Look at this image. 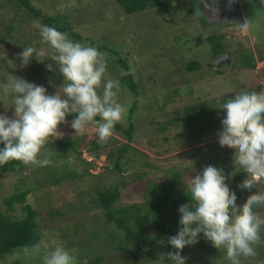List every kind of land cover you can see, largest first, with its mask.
<instances>
[{
	"label": "rangeland",
	"instance_id": "1",
	"mask_svg": "<svg viewBox=\"0 0 264 264\" xmlns=\"http://www.w3.org/2000/svg\"><path fill=\"white\" fill-rule=\"evenodd\" d=\"M7 1L3 0L4 5L0 4V21L4 23L5 27L11 22H17L16 18L21 12L19 11L18 14L17 7L15 5L10 7ZM33 1L36 9L43 14L67 16L72 30L81 35L80 42L91 45L93 41L100 44L105 39H111L119 44L120 52L127 56L128 68L114 67L113 60L115 57L106 54L109 64L107 75L115 79L122 75H133L132 80L137 84L136 97L134 98L132 93L121 86L122 91L119 100L127 105V110L128 105L134 101L137 103L130 118L134 124L131 142L113 133L107 140L110 145L106 149L100 150L98 156L94 157L89 150V144L93 140H99L95 129L89 126L83 133L75 135V130L70 127V121L66 120L65 125L61 124L58 127V131L61 132L59 136L53 137L41 150L40 158H47L51 161L48 167L47 165L43 167L26 164L27 166L21 171L0 176V212L19 218L25 215L20 209V205H28L37 212L38 229L42 232L37 244L40 248L39 253L34 256L26 255L25 249L31 248H20L8 258L9 264H42L41 257L46 251L54 247L57 241L74 251L75 264L83 263L85 257L92 258L87 252L91 247L102 256L101 264H128V262L122 261V254L116 250V245H119L116 242L122 239V230L113 228V223L106 224L100 208L90 206L88 209L87 205L79 208L82 202L80 198L86 201L91 199L86 195L81 196V192L84 188L91 187L103 179L107 183L116 182V173L108 176V172H105L106 166L109 165L106 160V152L115 153L116 148L125 143L129 144V148L124 152L121 159L122 163L125 164L122 166L125 185L118 188L119 199L113 206L122 204L131 206L132 204H142L145 201L143 196L147 192L143 190L140 192V183L134 182L132 176L130 177L136 171L147 172V177L150 179L167 184L171 169L177 170L181 172L184 186H187L188 176L192 177L203 160L206 163L208 159L219 157L222 160L221 165L224 164L221 169L225 173V178L228 172L229 176L232 174L229 167L225 168L229 163L233 164L230 159L232 145L216 141V129L221 126L216 114L208 115L213 127H207L209 124L204 121L206 128L212 129L215 136L209 134L207 129L205 131L200 128L195 132L198 138L195 136V138H191L192 113L188 119L191 124L190 130L182 125H170L169 122L174 121L176 123L175 117L180 122L185 120L184 109L186 106L203 102L213 107L214 99L223 96L235 86L245 85L251 86L257 91L264 90V59L260 60V58H264V3H261L260 0H239L243 17L246 16L250 20L244 34L242 30L235 29L234 26L236 25L233 23L218 27V32H215V28L204 27L196 21L197 14L195 11L185 20L182 19L186 16L187 9H191L192 0H167V5L171 6V11L174 9L171 15L169 13L160 14L155 7H149L133 16L126 15L117 0ZM196 3L199 5L200 0H196ZM33 20L37 19L32 18L18 23L9 33H5V27L0 24V34L5 35V39L0 40V113L10 117L13 114V109L9 93L4 90L3 86L9 74L43 85L48 94L55 93L62 84V76L55 68L54 62L50 59L38 60L48 59L47 56H41L38 59L33 57L27 66L20 67V58L17 54L22 51L24 46L31 45L37 50L45 47L41 44L40 36L36 35L39 30L33 27ZM192 23L197 25L199 30L201 28L200 40L196 41L198 46L193 53L189 50H182L177 45L178 40L184 43L187 41V37L186 39L184 36H180L178 40L174 37V35H179L185 30L192 33ZM212 33L223 35L224 42L229 48L226 52L231 54V62L228 65L209 67V64H213V60L217 57H212L210 52L209 54L206 53L207 50H210L206 38ZM69 37L78 41L72 36ZM195 46L192 44L191 48L194 49ZM239 51L252 54L256 62L254 69L240 67ZM191 61H197L199 65L194 71H188L186 68ZM46 64H52L55 70L49 71L45 67ZM99 90H102V86ZM121 122L123 125L128 124L127 115ZM202 125L203 123L196 121V127L199 128ZM158 127L165 129L164 131H157ZM203 133L209 135L203 136ZM71 137L78 140V144L75 145L73 152L64 158L54 145H59L65 140H71ZM196 139L197 142L203 141L201 147L199 144L192 143ZM192 148L202 150L203 157H195ZM128 159H130L129 163ZM86 161L90 162L91 165H87ZM20 163L25 164L21 161ZM148 163L154 168L147 166ZM52 167L53 169H51ZM235 167L236 164L233 168ZM70 168L78 173L82 172L84 168H89L90 175L74 181H71L69 177L60 179L61 174L70 171ZM183 168L186 169L183 170ZM20 174L22 175L19 177ZM232 176L236 180L244 179L241 169L237 171L235 177L234 173ZM58 178L60 180L55 183L54 180ZM144 180H146L145 177L142 178V181ZM257 183V187L254 186L252 192L264 190V180H258ZM21 188H30L31 191L24 198L23 204L13 202L10 211L6 200L20 192ZM236 193L244 194L240 189L236 190ZM175 197L177 195L172 193L170 200L173 202ZM245 199L244 195L242 201L244 202ZM68 205H70L69 208ZM178 207L172 208L168 205L160 216V220L170 219V222L158 221L157 223L161 224L160 226L165 232L164 236L156 237L152 243L142 242L137 248L138 250L130 245L122 247L126 250L127 256L134 255L135 264H171L170 262H163L164 260L169 261L167 258L162 261L150 259L148 252L160 257L159 254L166 253L165 250L169 249L168 237L178 231ZM60 208L63 211L62 215L48 214V210L55 211ZM78 208L79 210H77ZM261 213L264 216V212L261 211ZM78 224L81 225L77 229L75 226ZM130 224L134 226L133 219L130 220ZM101 228L106 232L104 235L100 232L99 237L101 239H104L110 231L116 235L115 241L111 243L102 240L101 244L96 247L97 239L92 241L91 236ZM61 230H63L62 233ZM157 231L159 229L155 224L148 226L147 223H144L140 232L149 238L154 236ZM67 232L73 236L74 242L64 235ZM263 233L264 230H262ZM198 234L203 235L199 230L197 236ZM196 242L197 240L192 241L193 247L188 245L189 248H186L188 246H185V252H182V255L185 256L184 264H229L224 248L215 249L214 247L209 248L210 246L203 248L196 245L199 241ZM254 247L256 255L247 258L241 257V264H264V236H261V241ZM192 249L194 250L192 251ZM7 263L6 259L0 261V264Z\"/></svg>",
	"mask_w": 264,
	"mask_h": 264
},
{
	"label": "clouds",
	"instance_id": "2",
	"mask_svg": "<svg viewBox=\"0 0 264 264\" xmlns=\"http://www.w3.org/2000/svg\"><path fill=\"white\" fill-rule=\"evenodd\" d=\"M228 2L231 4L232 0ZM202 4L212 17L218 14L219 0H202ZM32 24L39 30L45 47L37 50L31 45L24 46L17 54L20 67L27 66L33 57L47 56L48 59L38 60L53 61L62 76V84L55 93L48 94L43 85L9 74L3 86L9 93L13 114L10 117L0 113V144L3 145L0 165L13 159L36 166L48 165L51 161L40 158L41 150L53 137L59 136L58 126L66 122L69 114L74 115L69 123L75 135L91 126L102 143L113 135L115 125L127 115V105L119 100L121 83L107 75L104 52L72 40L67 32L55 26L39 20H33ZM249 24L245 16L234 28L246 30ZM227 53L231 57L230 52L224 54ZM45 67L55 70L52 64ZM218 108L221 126L216 129L215 139L232 145L230 159L246 177L238 187H257V181L264 180V90L235 86L219 99ZM224 176L220 165L210 161L198 174L188 176L185 189L190 193V200L178 207V231L167 240L175 251L159 254L161 260L167 258L171 264H184L181 250L196 239L198 230L216 247L225 249L229 264H241V257L256 255L254 246L261 241L264 230V216L258 211L264 208V191L255 190L243 203L237 204L236 193L229 189ZM39 252V245L25 249V254L30 256ZM41 259L42 264H75L76 256L72 249L57 241Z\"/></svg>",
	"mask_w": 264,
	"mask_h": 264
},
{
	"label": "trees",
	"instance_id": "3",
	"mask_svg": "<svg viewBox=\"0 0 264 264\" xmlns=\"http://www.w3.org/2000/svg\"><path fill=\"white\" fill-rule=\"evenodd\" d=\"M117 2L119 3L123 12L126 15H130V16H133L134 14L138 12L144 11L149 7H155L160 14L169 13L171 15L172 12H174L173 11L174 9H172L171 11V6L167 5V0H117ZM191 2H192L191 4L192 6H190L191 9L190 8L187 9L188 12L187 13L185 12L186 16L183 17L182 19L185 20V18L193 15L192 13H194L195 11L197 14L196 21H198L204 27H211V29L215 28V32H218L217 30L218 27L224 24H228V23H212V24L207 23L201 13L202 0H200L199 5L196 3V0H192ZM3 3H4L3 0H0V4H3ZM7 3H9L10 7L15 5L17 7L16 10L18 14H19V11L21 12L16 18L18 21L14 23L11 22L6 27L4 23L0 21V24L2 25V27H5V33L12 32V30L16 27L18 23H22L24 20L27 21L29 19L35 18L43 24L55 26L58 30L62 32H67L69 36H72L74 39H77L78 41L82 39L80 34L75 33L72 30L71 26L69 25L67 16H61V15L52 16L48 14H43L39 10L36 9L33 0H8ZM233 24L237 25V23H233ZM191 26H192V33L187 32L185 30V32H182L179 35H174V37L176 40H178L180 36H184L185 38L187 37L188 39L186 38L187 41H185L184 43H181V41L178 40L177 45H179L180 49L189 50V51H192L193 53L197 49V46H198V43L196 41L200 40L199 32L201 33L200 31L201 28L199 30V27L195 25L194 23H192ZM3 30L4 28L2 29V31ZM36 35L39 36V32ZM4 39H5V35L0 34V40L3 41ZM98 41H101V40H98ZM206 41L208 42L210 46V50L209 51L207 50L206 53L209 54L210 52V55H212V57H216L217 55H220L229 49L227 47V44L224 42L223 35H217V34L212 33V35L206 38ZM98 43L99 42L93 41L91 42V45L97 47L102 52L104 51V53L107 55L114 56L115 57L113 60V62L115 63L113 65L114 67L117 68L118 66H122L123 69H126V67L128 68L127 61H126L127 56L123 55V53L120 52L119 44H117L111 39H105L102 41V43L100 44ZM192 44L196 45L194 49L191 48ZM263 59L264 58H260V60H263ZM238 61L240 63V67H248V69H254L256 66L255 65L256 62L254 58L252 57V54H248V53L246 54L242 51L238 52ZM108 66L109 64L107 63V67ZM198 67L199 65L197 61H191L186 66L188 71H194ZM209 67H215V66H213L212 63H210ZM216 72L219 73L218 71ZM117 79L120 81L121 86L125 87L127 91L132 93V96L135 98L137 94V91H136L137 84L133 82L132 80L133 75H128V74L125 76L122 75L121 77H118ZM221 98L222 96L213 100V104H212L213 107L209 106L208 103L205 104L203 102H200L198 104L197 103L192 104V106L190 105L186 106L184 109V114H185L184 115L185 120H183L184 122L183 121H182L183 123L180 122L175 117L174 119L176 123L174 121H171L169 122V124L170 125L176 124L178 126L182 125L186 129H189L191 124H190V121H188V119L192 113V134L190 135V137L191 138L197 137L195 132L196 130L200 128L204 129L205 131L208 130L210 132L209 134H211L212 136H215V132L212 131V129L206 128L204 121H206V124H209L207 127H213V125L210 124L211 121L208 115L216 114L218 116V113L221 111V109L218 108L219 99ZM136 103L137 102L134 101L131 105H128L129 106L127 110L128 124L123 125L122 122L117 123L113 131L114 134H118L124 137L128 142H131L133 139L132 133L134 131V127H133L134 124H132L130 118L134 112ZM73 118H74V115L69 114L66 120L71 121V119ZM196 121L203 123L202 127H199V128L196 127L195 126ZM164 129L165 128L163 127H158L157 131H164ZM206 134L208 133H203V136ZM71 138H72L71 140H68V141L65 140L63 142H60L59 145H54L57 151L61 152V153L59 152L58 153L62 155L64 158L70 155V153L73 152L75 145L78 144V140H76L74 137H71ZM109 143L110 142H107V141L102 143L100 142V140L98 141L93 140L89 144V150L91 151L92 155L96 157L98 156L100 150H104L110 145ZM192 143H195V145L199 144V147H201L202 146L201 144L203 143V141L199 140L197 142V139H196V141L195 142L193 141ZM2 146L3 145L1 144L0 147ZM128 148H129V144L125 143V144H122L120 147H117L115 153H113L112 151L106 152V160L109 162V165L111 167L109 168V165L106 166L105 172H108V176L116 173L117 174L115 175V178L117 177L116 182L107 183L103 179V181H100V182L97 181L91 187L84 188L83 192H81V196L86 195V197H89V198L91 197V199H88L86 201L83 198H80L82 202L79 205V208H82L84 205H87L86 206L87 208L90 206L100 208L101 214L103 215L105 223L106 224L113 223L114 224L113 228L116 227L117 229L122 230V237H121L122 239L121 241L116 242L117 244L121 245L120 247L119 245H116V248H117L116 250H118L122 254L121 255L122 261L128 262V264H132V263L135 264L136 262L133 258L134 255L130 254L129 256H127L125 254L126 250L123 249L122 247H125L126 245H130V246L136 247V250H138L137 248H139V245L142 242L152 243L154 242L156 237L164 236L165 232L162 226H160L161 224H157V223L158 221H162V222L169 221L170 222V219L160 220L161 214L167 209L168 205H170L172 208H176L182 204L189 203L190 193L185 189L184 183L182 182L181 172L177 170L171 169L170 179L168 180L167 184L166 182L163 183L162 181H155V180L150 179L149 177H147V172L136 171L133 174H131L130 177L132 176V180L134 182L138 181V183H140V190H139L140 192L142 190L144 192L145 191L147 192V194L145 193L143 196L145 201L142 204H132L131 206H124L123 204L118 205V206H113L114 203L117 202L119 199L118 198L119 197L118 188L121 187L122 185L123 186L125 185V182H123V175H122L123 174L122 166H124L125 164L122 163L121 159L123 158L124 152L127 151ZM192 149H193L192 151L195 152L194 154L195 157L197 158L203 157L202 150L196 149V148L195 149L192 148ZM198 154L202 156H199ZM82 161L85 162L84 160ZM209 161L220 165V167L224 166V164L221 165L222 160L219 157L208 159L207 162ZM129 162H130V159H128V163ZM86 163L87 165L88 164L91 165L90 162L86 161ZM204 164H205V161L203 160L198 170L195 173H193L192 176H195L196 174H198ZM146 165L153 167L149 165V163ZM26 166H27L26 164H21L19 160H15V159L9 160L8 162L0 165V176L16 173L17 171L23 170V168ZM233 166L234 164L229 163V165L225 168L229 167L230 170L234 172V177H235V174H237L238 170H237V167L233 168ZM51 169H53V167ZM70 169L71 170L66 173L63 172L60 176V179H65L69 177L71 181H74L76 179L81 180L85 176L90 175L89 168H84L83 171L79 173L72 168ZM185 169L186 168H183V170ZM21 175L22 174H20L19 177ZM143 177H145L146 180L142 181ZM245 178L246 177H244V179ZM60 179L59 178L57 180L55 179L54 182L56 183ZM224 179L227 181L230 190L236 193V190L240 189L242 192H244V194L236 193V197H237L236 203L237 204L243 203L242 197L245 195V198H246L248 195L252 193V190L254 189V188L243 189L241 187H238V185L244 179L239 178L238 180H236V178H233L232 174L226 178L224 176ZM235 181H236V185H235ZM30 191H31L30 188H24L20 192H18L16 195H14L12 198H9L8 200H6L8 209L10 211L12 210L13 202L15 203L20 202L21 204H23L24 198L26 197V195H28ZM172 193H175L177 195V197H175L173 202L170 200ZM67 207L69 208L70 205H68ZM79 208L77 210H79ZM20 209L25 213V215H22L19 218H14L11 215H7V214L0 212V261L6 259L8 262L7 264L10 263L8 258L12 256L15 251L20 250V248H27V247L32 248L33 245L38 244L40 237L42 236V232L40 229H38V222L36 220L37 212L32 210L28 205H23V206L20 205ZM258 211L262 215L261 211L264 212V208H261ZM52 213H54L55 216L62 215L63 211L61 210V208L55 211L48 210L49 215H51ZM131 219L134 220V226L130 224ZM144 223H147L148 226H152L155 224L156 227H158L159 231H157L154 236H151L149 238L146 236H143L140 231ZM80 225L81 224L76 225L75 228L78 229ZM62 232L63 230H61V233ZM100 232L103 235L106 233L105 230L101 228L96 233H93L91 236L92 241L97 239V242L95 245L96 247L101 244L102 240H107V242H111V243L115 241L114 239L116 235H114L113 232L108 231V235L104 239H101L99 237ZM64 235L68 236L71 239V241L74 242V238L73 236H71L69 232L65 233ZM261 236H262V233H261ZM195 240H197L196 243H198L199 241V243L196 245H200L203 248L205 247L207 248L208 246H210L209 248L214 247L215 249L221 248V247H216L204 235L198 234ZM168 246L170 247L169 249L167 248V250H165L166 253L169 251H173V252L175 251V249H173L171 245H168ZM189 246L193 247V243L189 244ZM189 246L186 248H189ZM193 250L194 249H192V251ZM87 252H89L92 258L85 257L83 263H80V264H101V261L103 258L102 256H100L99 253L96 252V250L93 247L89 248ZM182 252H185V247L181 250V254ZM148 255L150 256V259L154 261L161 260L160 257H156L150 252H148ZM260 258L262 257L260 256ZM163 262L171 263L170 260L169 261L164 260Z\"/></svg>",
	"mask_w": 264,
	"mask_h": 264
},
{
	"label": "water",
	"instance_id": "4",
	"mask_svg": "<svg viewBox=\"0 0 264 264\" xmlns=\"http://www.w3.org/2000/svg\"><path fill=\"white\" fill-rule=\"evenodd\" d=\"M219 12L215 17H212L210 13L204 8V5L202 4L201 13L205 21L209 24L212 23H229V22H236L238 23V20L244 18L242 9L240 7L239 0H232L231 4H229L228 0H219ZM245 30H243V33ZM229 54H224L223 56L217 57L213 60V63L215 64L218 62L221 58H224L225 56H228ZM110 168V166H109Z\"/></svg>",
	"mask_w": 264,
	"mask_h": 264
},
{
	"label": "flooded vegetation",
	"instance_id": "5",
	"mask_svg": "<svg viewBox=\"0 0 264 264\" xmlns=\"http://www.w3.org/2000/svg\"><path fill=\"white\" fill-rule=\"evenodd\" d=\"M243 31V30H242ZM226 53V52H224ZM222 53V54H224ZM231 62V57L229 56H225L224 58H221L214 66H221V65H228V63Z\"/></svg>",
	"mask_w": 264,
	"mask_h": 264
}]
</instances>
